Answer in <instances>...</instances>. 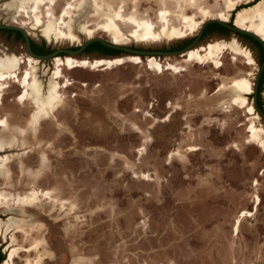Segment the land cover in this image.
I'll return each instance as SVG.
<instances>
[{
	"label": "rangeland",
	"instance_id": "374dc122",
	"mask_svg": "<svg viewBox=\"0 0 264 264\" xmlns=\"http://www.w3.org/2000/svg\"><path fill=\"white\" fill-rule=\"evenodd\" d=\"M233 1L0 0V24L23 28L49 50H75L93 37L112 41L118 32L121 46L160 51L190 42L206 20L232 24L257 0L230 11ZM144 22L156 38L140 43ZM220 41L247 51L253 63L228 49L219 64L156 57L176 67L160 72L147 56L108 69L61 65L54 79L61 97L38 122L20 84L7 82L0 264H264V151L247 132L251 122L264 127L233 103L232 90L240 78L253 86L258 51L233 33L205 36L196 47ZM9 55L28 57L22 42L0 34V60ZM38 63L46 84L56 65ZM260 88L264 110V77Z\"/></svg>",
	"mask_w": 264,
	"mask_h": 264
},
{
	"label": "bare ground",
	"instance_id": "6f19581e",
	"mask_svg": "<svg viewBox=\"0 0 264 264\" xmlns=\"http://www.w3.org/2000/svg\"><path fill=\"white\" fill-rule=\"evenodd\" d=\"M22 1L24 0H14V3H18ZM38 1H43V0H38ZM242 1L249 2V1H254V0H235L233 2H230L228 6L229 10L230 11L233 10L236 4ZM13 5L14 4H12V6ZM225 19L224 20L216 19V20L227 22L225 21ZM185 22L189 29H194L196 24L192 18H186ZM246 23H250V26H248L247 28H244L245 27L244 25ZM232 25L244 31H248V32L255 34L260 39H262L264 42V0H257L253 6H248L244 8L243 10L238 11ZM138 28H139V31L135 34V38L137 42L141 43V42L148 41L149 39L156 38V35L154 33L155 31L153 32L151 24L144 22L141 25H139ZM179 31L176 29H172V31L170 32V36L179 35ZM120 35L121 34L117 32L112 38V41L110 42L115 45H120L121 43ZM71 36L74 37L73 34H71ZM181 38L183 37L181 36ZM228 49H230L232 52L240 54V56L244 57L249 64L253 63V59L251 58L250 54L247 51L239 52L237 49H233L230 45H228L227 43L221 42V41L209 43L201 47L192 48L188 50L185 54L180 55V58H182L184 61H190V62L192 60H195L197 63H201V64L206 63V62L219 64L221 53H223L225 50H228ZM22 58L9 55L5 57L4 59L0 60V101L4 93V90L6 88L7 82L11 80H13V82H17L18 84H20V86L23 89V93L20 95V99L22 100V99L28 98L36 106L35 111L31 115L32 122H38L39 117H49L50 114L54 112L53 110L56 104L58 103V99H60L61 97V95L59 94V86L54 85V79H58L60 77L61 75L60 66L61 65L67 66L68 69L69 68L72 69L76 67H91V68L104 67L108 69L112 65H120L124 63L125 61H130L135 64L142 62L141 58L138 56H126V57L118 56V57H114L109 60L100 59V60H95L92 62H89L86 60H76L74 57H70V56H67L62 59L55 57L52 60L56 65V70L53 74V78L50 77L51 79H49L48 82L45 84L46 81L44 80V77L46 76V73L43 72L42 74H40L38 60L33 59L29 56L26 57V59H22ZM146 62L150 68L157 69L159 70V72L162 71L163 67L167 70L169 69L176 70V67L173 64L166 62L165 65H162L161 61L156 59V57H147ZM64 87H66L65 84H64ZM232 87H233L232 90H234V94H235L233 97V103L239 106L240 108H246L247 112L250 115L254 114L255 111H254L253 106L251 104H248L247 99L245 98V95H249L251 92H253V88L250 82L247 79H243V78L236 79L233 81ZM3 122H4L3 119L0 118V124H2ZM258 126L256 127L253 124V122H251L247 130L248 138H249V141H251V143L262 148L264 151V129ZM1 147L2 145L0 143V148ZM192 150H195V148L191 149V151ZM3 173H4V170H3V164H2L0 165V175H3Z\"/></svg>",
	"mask_w": 264,
	"mask_h": 264
},
{
	"label": "water",
	"instance_id": "95a60500",
	"mask_svg": "<svg viewBox=\"0 0 264 264\" xmlns=\"http://www.w3.org/2000/svg\"><path fill=\"white\" fill-rule=\"evenodd\" d=\"M209 24H217L220 26L225 27L226 29H228L229 31L235 33V34H241V35H245L248 36L252 39H254L255 41H257L263 48H264V42L262 39H260L258 36H256L255 34L248 32V31H244L242 29H239L235 26H233L232 24H229V22H223L221 20H216V19H210L207 20L205 22H203V24H201L198 32L195 34V36L193 37L192 41L185 46L184 48L177 50V51H152V50H139V49H134V48H130V47H125V46H121V45H115L113 43H111L110 41H106L103 40L101 38H89L86 39L84 42H82L81 44H79V46H77V49L75 50H71V49H55L53 51H51L50 53L46 54V55H37L35 54L30 47V37H29V33L24 30L21 27L18 26H13V25H7V24H0V30H12V31H16L19 32L23 38V45H24V52H25V56H29L33 59L38 60L39 62H45L48 60H52L55 57H77L80 56L84 49L92 44V43H100L102 46H104L105 48L111 49V50H115V51H119L120 54L117 55L118 56H138L140 58L143 57H161V56H180L185 54L188 50L195 48L196 46H198L199 42H200V38L201 35L204 31V29L206 28L207 25ZM113 58V57H111ZM264 70V60L263 62L260 64L255 80L252 83V88H253V92L250 95L251 99H249V96L247 97L249 102L251 103V105L254 108L255 113L258 115V117L260 118L262 125L264 127V112L263 110H261L259 108V106L257 105V94H258V82L259 79L261 77V74Z\"/></svg>",
	"mask_w": 264,
	"mask_h": 264
},
{
	"label": "trees",
	"instance_id": "16d2710c",
	"mask_svg": "<svg viewBox=\"0 0 264 264\" xmlns=\"http://www.w3.org/2000/svg\"><path fill=\"white\" fill-rule=\"evenodd\" d=\"M229 24H231L230 21H229ZM228 33H233V32L229 31L228 29H226L223 26H220V25H217V24H209L204 29V34H203V37L201 39H203L205 36L212 35V34H217V35H220V36H226ZM0 34L6 35L8 38L13 36L16 41H20V42L23 43V38H22V36H21V34L19 32L12 31V30H0ZM233 34H235V33H233ZM236 35L241 36L243 38H246L247 40H249L254 45V47L258 51V55L256 56L255 59H256L257 63L260 65L263 62V60H264V48L257 41H255L254 39H252V38H250L248 36L241 35V34H236ZM30 47H31V50L37 55H46V54L50 53L49 48L45 47L44 45L36 46L35 48H33V43H32L31 40H30ZM83 53H87V54H89V53H98V54H100L102 56H110V57H116L117 55L120 54L119 51H115V50H111V49L105 48L104 46H102L100 43H97V42L88 45L84 49ZM263 77H264V70H263V72L261 74V77H260V85H261ZM260 92H261V88L259 86L258 87V97L260 95ZM258 106H259V108L261 110H263L261 108V104L260 103H258ZM263 112H264V110H263ZM3 260H4V256H3V254L1 253V250H0V263Z\"/></svg>",
	"mask_w": 264,
	"mask_h": 264
},
{
	"label": "flooded vegetation",
	"instance_id": "af4514ba",
	"mask_svg": "<svg viewBox=\"0 0 264 264\" xmlns=\"http://www.w3.org/2000/svg\"><path fill=\"white\" fill-rule=\"evenodd\" d=\"M203 34H204V31H203V33H202V35H201V38L203 37ZM201 38H200V40H201ZM192 41V40H191ZM190 41V42H191ZM190 42H181V43H178V44H176V45H174V46H171L170 48H161V50L160 51H177V50H180V49H182V48H184L185 46H187ZM36 46H34L33 45V48H35ZM131 48V47H130ZM134 49H136V48H134ZM55 50V49H54ZM50 52L51 51H53V50H49ZM260 86V79H259V82H258V87ZM256 101H257V105H258V103H260V100H259V97H258V94H257V99H256Z\"/></svg>",
	"mask_w": 264,
	"mask_h": 264
}]
</instances>
